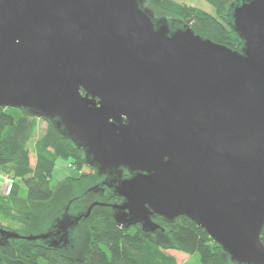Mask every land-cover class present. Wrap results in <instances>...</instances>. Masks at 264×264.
I'll return each instance as SVG.
<instances>
[{"label": "water", "instance_id": "obj_1", "mask_svg": "<svg viewBox=\"0 0 264 264\" xmlns=\"http://www.w3.org/2000/svg\"><path fill=\"white\" fill-rule=\"evenodd\" d=\"M146 2L0 0V107L47 120L114 176L120 228L184 216L232 263L264 264V0L227 7L240 50ZM94 206L54 225L61 241ZM49 237L0 227V246Z\"/></svg>", "mask_w": 264, "mask_h": 264}, {"label": "trees", "instance_id": "obj_2", "mask_svg": "<svg viewBox=\"0 0 264 264\" xmlns=\"http://www.w3.org/2000/svg\"><path fill=\"white\" fill-rule=\"evenodd\" d=\"M156 16L182 21L192 30L232 50H240L243 41L232 30L226 17L227 7L239 0H208L215 15L173 0H146ZM39 121L46 122L44 132L33 142V166L30 164V143ZM71 161L77 170L88 166L83 152L62 136L47 120H41L17 108L0 107V173L10 177L8 194H0V215L5 220L25 222L28 215L16 214L6 205L18 192V181L26 187V200L49 201L59 183H53L58 160ZM70 180H74L69 177ZM81 177L75 180H81ZM69 180V181H70ZM153 220L163 230L144 233L137 227L120 228L111 215H92L88 221V244L81 253L76 246L67 249L50 247L41 241L10 239L0 246V264H177L167 250L187 255L197 254L201 264H234L212 238L184 216L171 223L160 217ZM2 227V226H0ZM260 242L264 246V225Z\"/></svg>", "mask_w": 264, "mask_h": 264}, {"label": "rangeland", "instance_id": "obj_3", "mask_svg": "<svg viewBox=\"0 0 264 264\" xmlns=\"http://www.w3.org/2000/svg\"><path fill=\"white\" fill-rule=\"evenodd\" d=\"M175 2L196 7L210 15H215V10L211 6L208 0H173ZM145 6L149 9L151 7L146 3ZM152 10V9H151ZM153 11V10H152ZM161 16V15H160ZM163 16V15H162ZM46 122L39 121L36 134L32 143H30V164L33 166L34 158L32 153L33 142L44 132L46 128ZM96 172L89 166H83L80 170H77L71 161L58 160L53 171V183H59L56 188L53 197L47 202H30L26 200V187L22 181H18V192L15 198H13L6 205L11 209L13 213L24 214L30 217L29 220L24 222L5 220L0 215V226L3 228L16 232L20 236H34L44 233L50 234L53 226L61 220L65 215L71 218L81 216L86 213L89 206L94 202H99L98 196L92 194H86L85 191L89 187L96 184ZM69 177L74 180H70ZM81 177V180H75ZM70 180V181H69ZM11 185L10 177L0 173V194L6 196ZM78 198V200H77ZM70 200V202H68ZM73 201V202H72ZM101 203V202H99ZM68 204V205H67ZM104 204V203H103ZM110 204H105L108 206ZM67 206V207H66ZM2 207V206H0ZM109 207V206H108ZM104 211L105 214H111L109 209H103L99 206H94L86 219H80L77 226L72 230L71 246H76L75 250L81 253L85 250L88 244V219L94 215V212ZM71 231V230H70ZM23 241L24 239H17ZM26 242V240H24ZM41 241V240H36ZM168 254L175 257L177 264H201L199 256L197 254H184L174 250H167Z\"/></svg>", "mask_w": 264, "mask_h": 264}, {"label": "flooded vegetation", "instance_id": "obj_4", "mask_svg": "<svg viewBox=\"0 0 264 264\" xmlns=\"http://www.w3.org/2000/svg\"><path fill=\"white\" fill-rule=\"evenodd\" d=\"M90 167L92 169H94V171L96 172V174H95V176H96L95 177L96 178V184L94 186L89 187L88 190L85 191V193L86 194H88V193L92 194V195H94V197L98 196L100 198V200H97V201H99L101 203H104V204L120 203L121 202V198L113 193V189H110L106 185H104L105 181L107 182L109 179L113 178L114 176H109L108 177L107 175L98 174L94 167L89 166V168ZM122 177L123 178L129 177V174H128V172L125 169L123 171ZM77 200H78V198H77ZM68 202H70V200H68ZM99 207H101L103 209H105V208L109 209L110 212H111L110 215L112 216L113 211L111 210L110 207H108V206H99ZM104 213H105L104 211H99V212H94V215H103ZM61 215H66V213L65 214L62 213ZM82 219H84V218H81V221H82ZM76 226H77V224L75 225V227ZM70 230H68V234L66 236L67 237L66 238V243L60 240L62 232H60L58 229H56L55 226H53L52 231H50V237L45 239V240H41V242L49 246V244H51L52 241H55V242H57L56 243V248H58V249H67L68 245H70V241L73 238L72 237V231L73 230L72 229H70Z\"/></svg>", "mask_w": 264, "mask_h": 264}]
</instances>
